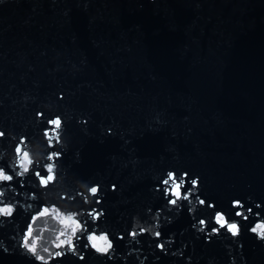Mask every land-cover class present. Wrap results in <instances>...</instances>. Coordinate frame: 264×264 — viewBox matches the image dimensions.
I'll return each mask as SVG.
<instances>
[{"label":"water","instance_id":"1","mask_svg":"<svg viewBox=\"0 0 264 264\" xmlns=\"http://www.w3.org/2000/svg\"><path fill=\"white\" fill-rule=\"evenodd\" d=\"M0 132V264H264V0H0Z\"/></svg>","mask_w":264,"mask_h":264},{"label":"snow or ice","instance_id":"2","mask_svg":"<svg viewBox=\"0 0 264 264\" xmlns=\"http://www.w3.org/2000/svg\"><path fill=\"white\" fill-rule=\"evenodd\" d=\"M50 123L53 124V125H55L56 128H60L62 122L59 119V120H52V121H50ZM0 133H3V132H0ZM3 135H4V133H3ZM3 135H0V136H3ZM17 151L19 152L20 149L18 148ZM57 155H58V153H57ZM25 156H27V153H25ZM49 159H51V157H49ZM51 169H52V166L49 165V168H48L49 172H51ZM25 171H28V169L26 168ZM36 175L40 178V183L41 184H44V185H47L49 183V181H52L54 179L53 175H51V174H49V175H47V177H45L44 175H41L40 172H37ZM11 179H12V176L5 175L4 174V170L3 169H0V180H11ZM170 179H171V175H170ZM164 183L165 184H168L169 181L166 180V181H164ZM179 187H180V185H176L177 191L174 193L176 195V197H177V200H170L169 201L172 204H177L178 200L181 198V194L179 192ZM90 191H91V193L96 194L98 190H97V188H94L93 187V188L90 189ZM183 198L184 199H187V196L185 195ZM199 203L200 204H204L205 201L200 200ZM235 204L237 206H239L240 205V201L239 200H236L235 201ZM236 215L237 216H240V215H242V213L238 211L236 213ZM217 222L220 224L221 227H224L225 226V221H224L223 215L217 213ZM204 223H205L204 220H201L200 221V224L201 225H203ZM227 227H228L229 231H231V232H238L239 231V227H238V224L237 223H229V224H227ZM216 231H218V230L216 229ZM253 231H255V229H253ZM29 234H31V233L29 232ZM136 234H137L136 232H133L132 233L133 236H135ZM155 235L157 237H159L160 236V233L159 232H156ZM25 244L26 245L28 244L27 237L25 238ZM159 246H160L161 249L164 248V244L163 243L160 244ZM109 247H111V245H109ZM32 250L35 251L34 248ZM101 251L107 252L108 249L107 248L101 249ZM61 255H62V253H59V252L56 253V256H61ZM38 258L39 259H43V257H38ZM80 259L83 260L84 257L83 256H80Z\"/></svg>","mask_w":264,"mask_h":264},{"label":"clouds","instance_id":"3","mask_svg":"<svg viewBox=\"0 0 264 264\" xmlns=\"http://www.w3.org/2000/svg\"><path fill=\"white\" fill-rule=\"evenodd\" d=\"M37 115H40V113H37ZM54 120H59V117H57L56 119H54ZM0 135H3V133H0ZM185 175H187L186 173H184ZM171 175V174H170ZM191 183L193 184V186H196L197 185V183H198V180L196 179V178H193V179H191ZM95 188V187H94ZM216 231V229H213V232H215ZM239 235V233L238 232H232V236L233 237H236V236H238ZM261 239H264V238H261Z\"/></svg>","mask_w":264,"mask_h":264}]
</instances>
